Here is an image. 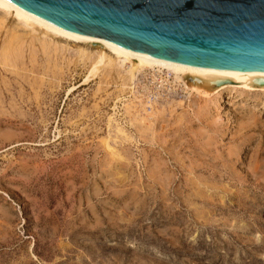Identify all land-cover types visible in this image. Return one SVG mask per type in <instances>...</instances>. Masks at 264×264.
Wrapping results in <instances>:
<instances>
[{"label": "rangeland", "instance_id": "374dc122", "mask_svg": "<svg viewBox=\"0 0 264 264\" xmlns=\"http://www.w3.org/2000/svg\"><path fill=\"white\" fill-rule=\"evenodd\" d=\"M31 28L0 11V264H264V89Z\"/></svg>", "mask_w": 264, "mask_h": 264}, {"label": "water", "instance_id": "95a60500", "mask_svg": "<svg viewBox=\"0 0 264 264\" xmlns=\"http://www.w3.org/2000/svg\"><path fill=\"white\" fill-rule=\"evenodd\" d=\"M73 34L210 74L264 72V0H6Z\"/></svg>", "mask_w": 264, "mask_h": 264}, {"label": "bare ground", "instance_id": "6f19581e", "mask_svg": "<svg viewBox=\"0 0 264 264\" xmlns=\"http://www.w3.org/2000/svg\"><path fill=\"white\" fill-rule=\"evenodd\" d=\"M0 11L4 12L7 15L15 16L20 21V24L26 27H32V28L40 27L43 30H45L47 33L53 34L56 37L66 39L68 41L77 42L79 44H98L101 54L99 59L96 60L92 68L90 77L97 75L98 72H100L103 69L105 65L104 62L107 59L106 50H109L113 52L116 55V57H118V59L122 61L123 64L129 63L132 65V67H130L131 65L129 66L131 68L129 73H131L132 79L136 78L134 73L139 71L153 73L154 78L157 73H164L165 76L171 75V77H174L175 81L179 82L180 84H183L186 90L197 93L199 95H204L205 97H210L214 92L220 90L221 87H223L224 85L226 86V84H230V83L239 84L242 88L248 90L255 89L258 87L264 89V72H243L241 74L232 73L229 75H225V74H210V73H202V72L186 70L142 57L140 55L126 51L122 48H119L101 39H93V38H88L73 34L50 22H47L43 19H40L32 14L23 11L22 9L16 7L15 5L11 4L6 0H0ZM16 38L18 37L15 36L14 39L15 41ZM20 39L18 38V40ZM15 41H13L12 39V43ZM20 42H22V40ZM12 46L14 47V45ZM12 51L14 53L15 49ZM19 51H21V49ZM127 69L128 67L126 68V70Z\"/></svg>", "mask_w": 264, "mask_h": 264}]
</instances>
